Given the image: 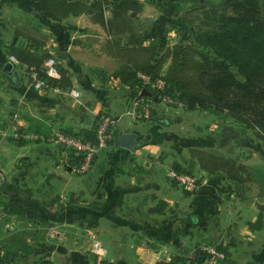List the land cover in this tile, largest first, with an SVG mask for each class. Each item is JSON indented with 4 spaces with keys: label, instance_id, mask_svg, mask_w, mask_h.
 Instances as JSON below:
<instances>
[{
    "label": "crops",
    "instance_id": "crops-1",
    "mask_svg": "<svg viewBox=\"0 0 264 264\" xmlns=\"http://www.w3.org/2000/svg\"><path fill=\"white\" fill-rule=\"evenodd\" d=\"M30 1L0 0V264H7L6 259L9 264H40L42 259L53 264H155L163 255L170 259L177 248L191 251L206 244L226 249L220 264H264V210L254 201L216 199L210 185L216 176L184 151L193 142L210 149L223 144L219 130L226 124L212 120L209 136L181 140L173 126L190 124L194 130L195 121H186L212 112L157 104L150 118H134L127 105L132 88L114 76L120 62L104 49L105 28L86 13L54 19L31 9ZM149 6L132 14L142 18ZM25 21L35 22L40 34L29 33ZM32 36L45 40L43 48L31 45ZM27 45L55 55L69 70L71 85L36 87L33 67L17 56L12 70L5 69L14 55L12 46ZM145 75L139 73L148 81ZM72 88L80 90L79 97L71 94ZM103 112L118 118L116 139L131 132L139 144H108L87 173L76 172L68 161L71 151L57 134H89ZM171 140L181 144L171 150L181 166L207 181L200 195L184 193L168 176L174 170L169 157L161 161L159 152ZM11 197L39 218L10 213L5 204ZM259 215L261 226L252 228L250 221ZM96 238L103 242V254L94 249ZM145 253L156 256L145 262Z\"/></svg>",
    "mask_w": 264,
    "mask_h": 264
},
{
    "label": "trees",
    "instance_id": "trees-1",
    "mask_svg": "<svg viewBox=\"0 0 264 264\" xmlns=\"http://www.w3.org/2000/svg\"><path fill=\"white\" fill-rule=\"evenodd\" d=\"M29 7L54 19L86 13L101 24L108 34L104 49L120 62L114 76L131 86V96L138 95L143 87L153 96L159 93L172 96L175 92L188 108L225 115L255 129L264 139V0H218L195 6L179 19L181 24L193 27L194 40L174 43L164 50L154 40L148 42L150 23L132 14L142 9V0H32ZM31 41L36 49L45 44L41 36H32ZM11 52L32 66L30 72L35 71L48 86L71 85L69 70L59 63V77L46 74L44 62L52 54L48 49L36 52L29 45L12 46ZM139 73L152 80L162 77L165 88L152 87ZM95 128L89 134L68 133L94 140ZM191 154L210 174L228 171L238 164L234 159L210 151L197 149ZM73 159L77 162L79 156ZM173 166L179 171L186 170L178 161ZM5 208L10 213L39 218L17 198L11 197ZM262 220L259 215L257 220L250 221V226L258 228ZM218 248L227 256L223 246ZM208 255L201 247L194 255L179 252L155 264H204ZM40 264L53 263L42 259Z\"/></svg>",
    "mask_w": 264,
    "mask_h": 264
},
{
    "label": "rangeland",
    "instance_id": "rangeland-1",
    "mask_svg": "<svg viewBox=\"0 0 264 264\" xmlns=\"http://www.w3.org/2000/svg\"><path fill=\"white\" fill-rule=\"evenodd\" d=\"M213 1L218 0H143V5L145 3L150 5V9L145 10L144 8L143 11L145 13L143 15L144 19L150 23V28L147 33V37L149 38L148 42L150 40H154L161 50H164L167 46L173 45L174 43H184L187 40L193 41V27L181 24V21L179 20L180 16L185 14L187 10L197 5L202 3H211ZM148 15H152V18L149 19ZM23 25L29 33L40 34L39 27L35 22L25 21L23 22ZM172 96L171 105L183 104L179 100L178 94L173 92ZM132 97L133 96L130 95L129 100ZM212 113L207 114L206 112V114H193V119L186 121V123L195 121V124H193L194 130H190L187 127L190 124L186 126L184 123H181L180 126L175 125L172 129L175 130V134L177 136H181V140L184 137H189L190 135H195V139H200L203 135L209 136L212 134L211 132H213V130H209L212 120L219 124H226L223 129L220 128L219 130V134H222L221 136H225L224 139H226V142L223 144L213 147L214 149H210V147H207L202 143L193 142V144H188L184 151L188 154L193 150L200 149L234 159L239 165L237 164L231 167L228 171H218L214 173L216 176L215 180L210 181L211 191L216 193V196L214 197L220 201H235L239 199H242L245 202L254 201L260 209L264 210V139L255 129L248 127L241 122H236V120L228 118L220 113ZM145 119L148 118H144V120ZM226 119H230V121L226 122ZM231 126L233 127V132L230 131ZM160 134L161 136L169 135L167 132H161ZM171 134L173 135L174 133L171 132ZM211 136L213 137V135ZM168 144L160 147V160L162 161V158L169 157L167 164L171 166L170 171H179L173 166V163L178 160L174 158L171 150L172 147L174 149L176 145L181 146V144H179V142L174 143L173 140H171ZM74 157H76V155L69 156V164L76 161V159L72 160ZM183 169L188 170L187 168ZM186 170H180L179 172H184L195 177L197 187L188 188L185 184L180 183V181L173 174L170 173L168 176L170 177L172 183L178 185L184 193H195L200 195V190L204 185H206L207 181L203 180V174L201 175L199 172L192 170L187 172ZM81 173L83 174L87 172ZM208 174L211 175L210 173ZM42 224L45 225L46 223L43 222ZM84 238L85 236L80 238L81 242H83ZM96 240L98 239L96 238ZM201 247L203 248V246H196L191 251H197ZM191 251L183 250L181 247L177 248L176 253L182 252L187 255H192ZM155 256V254L150 255L145 253L141 258L145 262H148L151 259H154ZM163 256V259L168 257V255Z\"/></svg>",
    "mask_w": 264,
    "mask_h": 264
},
{
    "label": "built area",
    "instance_id": "built-area-1",
    "mask_svg": "<svg viewBox=\"0 0 264 264\" xmlns=\"http://www.w3.org/2000/svg\"><path fill=\"white\" fill-rule=\"evenodd\" d=\"M10 60L15 62L18 61L15 55H11ZM44 63L45 71L48 76H60L58 60L55 55L51 54L45 59ZM30 76L36 87L40 88L48 86L45 80L37 77L35 71H31ZM145 77L148 79V81L146 80L145 82L151 84L152 87L159 89L165 88V80L162 77L153 80L148 75H145ZM70 92L74 97H79L81 94L80 90L76 88H72ZM171 101V95L167 93H159L158 95L153 96L148 88L143 87L139 90L138 95H135L128 100V112L137 119L149 118L155 114L156 110L154 109H156L157 104L168 106L172 104ZM95 127L96 138L94 140L86 139L73 133L59 132L57 134L59 142L72 153L79 156V160L72 164V168L76 172H87L91 168L93 160L100 149L108 144L114 143L118 133V118L111 113L103 112L99 115ZM172 174L180 181V183L185 184L188 188L197 187L195 177L176 170H174ZM94 249L103 254L105 251L103 242L97 240L94 244ZM203 249L209 253L204 264H220V262L226 257L225 251L218 248V245L206 244L203 246Z\"/></svg>",
    "mask_w": 264,
    "mask_h": 264
},
{
    "label": "water",
    "instance_id": "water-1",
    "mask_svg": "<svg viewBox=\"0 0 264 264\" xmlns=\"http://www.w3.org/2000/svg\"><path fill=\"white\" fill-rule=\"evenodd\" d=\"M14 67V63L12 62V60H8L6 65H5V69L7 70H12V68ZM114 143L116 145L119 146H123V147H132L134 145L139 144V141L135 139V133H123L121 134L115 141ZM7 264H9L8 260H5Z\"/></svg>",
    "mask_w": 264,
    "mask_h": 264
}]
</instances>
